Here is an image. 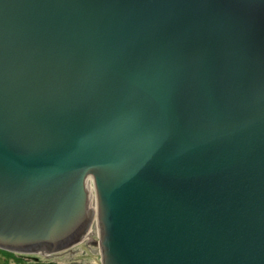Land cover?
<instances>
[{"label":"water","instance_id":"water-1","mask_svg":"<svg viewBox=\"0 0 264 264\" xmlns=\"http://www.w3.org/2000/svg\"><path fill=\"white\" fill-rule=\"evenodd\" d=\"M85 239L264 264V0H0V250Z\"/></svg>","mask_w":264,"mask_h":264},{"label":"rangeland","instance_id":"rangeland-1","mask_svg":"<svg viewBox=\"0 0 264 264\" xmlns=\"http://www.w3.org/2000/svg\"><path fill=\"white\" fill-rule=\"evenodd\" d=\"M92 233L89 241L97 240L96 232L93 230ZM0 264H100V257L98 247L87 243L85 239L73 247L72 252L64 251L48 256L11 252L0 253Z\"/></svg>","mask_w":264,"mask_h":264},{"label":"trees","instance_id":"trees-1","mask_svg":"<svg viewBox=\"0 0 264 264\" xmlns=\"http://www.w3.org/2000/svg\"><path fill=\"white\" fill-rule=\"evenodd\" d=\"M0 253H8L7 251L0 250Z\"/></svg>","mask_w":264,"mask_h":264},{"label":"clouds","instance_id":"clouds-1","mask_svg":"<svg viewBox=\"0 0 264 264\" xmlns=\"http://www.w3.org/2000/svg\"><path fill=\"white\" fill-rule=\"evenodd\" d=\"M71 254V253H70Z\"/></svg>","mask_w":264,"mask_h":264}]
</instances>
